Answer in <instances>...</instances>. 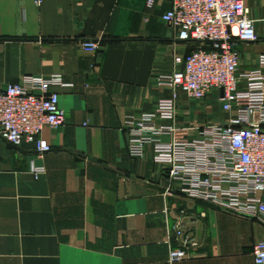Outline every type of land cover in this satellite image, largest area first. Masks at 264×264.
I'll list each match as a JSON object with an SVG mask.
<instances>
[{"label":"crops","instance_id":"1","mask_svg":"<svg viewBox=\"0 0 264 264\" xmlns=\"http://www.w3.org/2000/svg\"><path fill=\"white\" fill-rule=\"evenodd\" d=\"M148 1L0 0V89L26 76L61 75L68 85L51 89L66 122L42 132L50 153L0 138V264H255L264 223L181 194L151 146L141 159L128 153L126 118L172 95L157 79L196 47L163 20L171 0ZM246 6L259 40L238 44L241 73L264 69V0ZM219 95L179 93V131L165 140L227 124ZM178 221L197 246L171 263Z\"/></svg>","mask_w":264,"mask_h":264},{"label":"built area","instance_id":"2","mask_svg":"<svg viewBox=\"0 0 264 264\" xmlns=\"http://www.w3.org/2000/svg\"><path fill=\"white\" fill-rule=\"evenodd\" d=\"M43 0H36L41 5ZM154 1L149 0L148 6ZM163 20L178 31L177 40L196 47L176 56L174 71L157 84L172 95L159 100L151 113L128 116L125 132L128 153L144 158L149 146L153 161L168 166L169 179L181 194L248 219L264 223V69L239 72V43H256L259 37L246 0H171ZM89 53L97 42H83ZM264 67V55L260 57ZM67 87L61 75L26 76L0 89V138L14 147L32 145L42 158L52 146L42 132L66 122L60 96L52 87ZM219 91L222 110L230 113L225 125H206L191 141H166L179 131V93L195 101ZM223 91V94H221ZM33 167L35 175L42 173ZM178 241L170 262L184 261L197 246L181 221L174 226ZM255 264H264V241L254 247Z\"/></svg>","mask_w":264,"mask_h":264},{"label":"rangeland","instance_id":"3","mask_svg":"<svg viewBox=\"0 0 264 264\" xmlns=\"http://www.w3.org/2000/svg\"><path fill=\"white\" fill-rule=\"evenodd\" d=\"M205 101H206V100H205ZM205 101H202V102H205ZM192 116H193V118H196V117H198V115H197L195 112L193 113V115H192Z\"/></svg>","mask_w":264,"mask_h":264},{"label":"water","instance_id":"4","mask_svg":"<svg viewBox=\"0 0 264 264\" xmlns=\"http://www.w3.org/2000/svg\"><path fill=\"white\" fill-rule=\"evenodd\" d=\"M221 94H223V91H221Z\"/></svg>","mask_w":264,"mask_h":264}]
</instances>
